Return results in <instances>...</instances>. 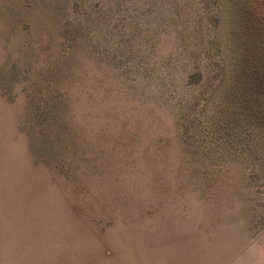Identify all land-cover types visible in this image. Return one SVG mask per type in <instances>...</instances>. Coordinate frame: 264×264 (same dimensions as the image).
<instances>
[{"label":"rangeland","instance_id":"1","mask_svg":"<svg viewBox=\"0 0 264 264\" xmlns=\"http://www.w3.org/2000/svg\"><path fill=\"white\" fill-rule=\"evenodd\" d=\"M219 4L0 0V264H264V126H213Z\"/></svg>","mask_w":264,"mask_h":264},{"label":"trees","instance_id":"2","mask_svg":"<svg viewBox=\"0 0 264 264\" xmlns=\"http://www.w3.org/2000/svg\"><path fill=\"white\" fill-rule=\"evenodd\" d=\"M210 20L220 72L226 75L213 108V126L220 114V126L229 129L232 139H240L250 118L264 126V0H220Z\"/></svg>","mask_w":264,"mask_h":264}]
</instances>
